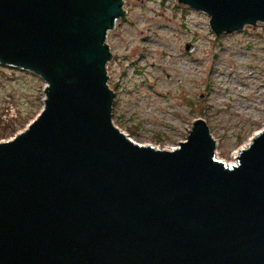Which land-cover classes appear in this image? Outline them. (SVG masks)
<instances>
[{"label": "water", "instance_id": "95a60500", "mask_svg": "<svg viewBox=\"0 0 264 264\" xmlns=\"http://www.w3.org/2000/svg\"><path fill=\"white\" fill-rule=\"evenodd\" d=\"M178 1L216 35L264 23V0ZM125 18L124 0H0V63L45 82L0 141V264H264V130L230 163L201 117L170 149L120 130L107 36Z\"/></svg>", "mask_w": 264, "mask_h": 264}, {"label": "rangeland", "instance_id": "374dc122", "mask_svg": "<svg viewBox=\"0 0 264 264\" xmlns=\"http://www.w3.org/2000/svg\"><path fill=\"white\" fill-rule=\"evenodd\" d=\"M124 9L128 18L107 36L114 125L139 144L170 149L202 117L219 160L235 162L234 151L264 128V23L216 35L205 12L178 0H128ZM44 85L0 63V141L36 118Z\"/></svg>", "mask_w": 264, "mask_h": 264}, {"label": "bare ground", "instance_id": "6f19581e", "mask_svg": "<svg viewBox=\"0 0 264 264\" xmlns=\"http://www.w3.org/2000/svg\"><path fill=\"white\" fill-rule=\"evenodd\" d=\"M264 130V128H261L258 132H256L253 136H252V139H250L246 144H244L243 145V147H241V148H239L237 151L235 150L234 151V155H233V158H237V156L241 153V150L242 149H244V148H246L248 145H249V143L251 142V141H253V138L255 137V135H257L258 133H260V132H262ZM172 148H174V147H172ZM216 157L218 158V159H220L219 157H218V155L216 154Z\"/></svg>", "mask_w": 264, "mask_h": 264}, {"label": "flooded vegetation", "instance_id": "af4514ba", "mask_svg": "<svg viewBox=\"0 0 264 264\" xmlns=\"http://www.w3.org/2000/svg\"><path fill=\"white\" fill-rule=\"evenodd\" d=\"M139 1V0H138ZM128 4V0H124V7L125 5ZM128 18V10L126 9V19ZM122 20V19H121ZM114 28H117V23L115 24V27ZM113 28V29H114Z\"/></svg>", "mask_w": 264, "mask_h": 264}, {"label": "built area", "instance_id": "2783aa9c", "mask_svg": "<svg viewBox=\"0 0 264 264\" xmlns=\"http://www.w3.org/2000/svg\"><path fill=\"white\" fill-rule=\"evenodd\" d=\"M237 159V158H236Z\"/></svg>", "mask_w": 264, "mask_h": 264}, {"label": "trees", "instance_id": "16d2710c", "mask_svg": "<svg viewBox=\"0 0 264 264\" xmlns=\"http://www.w3.org/2000/svg\"><path fill=\"white\" fill-rule=\"evenodd\" d=\"M134 132V131H133Z\"/></svg>", "mask_w": 264, "mask_h": 264}]
</instances>
